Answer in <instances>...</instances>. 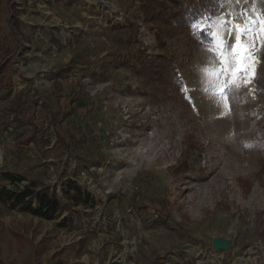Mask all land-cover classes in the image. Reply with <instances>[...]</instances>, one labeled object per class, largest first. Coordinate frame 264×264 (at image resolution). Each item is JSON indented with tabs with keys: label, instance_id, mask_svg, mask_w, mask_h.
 <instances>
[{
	"label": "rangeland",
	"instance_id": "1",
	"mask_svg": "<svg viewBox=\"0 0 264 264\" xmlns=\"http://www.w3.org/2000/svg\"><path fill=\"white\" fill-rule=\"evenodd\" d=\"M143 1L0 0L13 95L36 124L25 143L33 127L15 131L0 102V191L19 187L11 173L67 205L46 220L0 202V264H264V46L230 113L200 92L189 103L164 79L175 63L199 87L211 45L149 22ZM253 8L264 15V0L212 9L243 22ZM73 186L82 203L65 196Z\"/></svg>",
	"mask_w": 264,
	"mask_h": 264
},
{
	"label": "snow or ice",
	"instance_id": "2",
	"mask_svg": "<svg viewBox=\"0 0 264 264\" xmlns=\"http://www.w3.org/2000/svg\"><path fill=\"white\" fill-rule=\"evenodd\" d=\"M216 2L223 5L229 0ZM241 15L245 17L243 22H237L232 13L227 14L231 18H226L207 12L186 21V26L191 28L194 38H198L201 33H207L211 46L206 51L212 54V59L197 70L196 83L199 87L190 89L180 84L189 103H192V94L200 92L206 98H215L224 112L230 113V98L236 99L237 93L255 79L256 69L260 64L255 55L259 51L257 41L260 46H264V15L257 13L255 8L252 15L246 11L241 12ZM231 37H234V43L229 46L227 41Z\"/></svg>",
	"mask_w": 264,
	"mask_h": 264
},
{
	"label": "trees",
	"instance_id": "3",
	"mask_svg": "<svg viewBox=\"0 0 264 264\" xmlns=\"http://www.w3.org/2000/svg\"><path fill=\"white\" fill-rule=\"evenodd\" d=\"M198 1L200 3L199 7L193 6L192 4L182 3L181 1L179 2V0L171 1L172 4H170V2L166 4V0L165 2L160 1L162 3L158 4L157 0H144L142 2V10L147 16L146 19H148L149 22H154L159 25L166 24L173 29L189 28L186 26V21L190 17H198L200 13L203 12H207L208 14L215 12L212 8L213 4L217 3L216 0ZM199 38L204 39L205 41H209L210 39L207 33H201ZM10 52L11 49L9 47H0V102H10L8 112L15 115L13 118L16 122L14 125L15 131L24 130L26 126L33 127L31 135L24 138V142L30 144L33 142L34 138H36V124L32 117L25 118L23 116L26 106V101L23 97H21V95H13L11 75L12 65L8 59L12 53ZM171 66V70L168 69L171 78L169 80L164 79V81H168L174 85L176 84L177 87H180V84H183L181 75L177 72L175 63ZM4 129L7 131L10 130L9 126L6 124ZM79 143L84 144L85 141L82 142L80 140ZM2 178L14 184H19L24 180V178L15 177L11 173H3ZM72 190L77 193L72 194ZM65 196L68 199H71V204H79L83 202V200L80 199L82 198V192L77 186H73V189H67L65 191ZM0 202L10 209H18L46 220L57 219L63 209L67 207L54 189H51L48 186H41V183L37 182H32L23 189L20 187L13 190L7 189L6 187L2 188L0 191ZM160 219L161 221H166L161 213Z\"/></svg>",
	"mask_w": 264,
	"mask_h": 264
},
{
	"label": "water",
	"instance_id": "4",
	"mask_svg": "<svg viewBox=\"0 0 264 264\" xmlns=\"http://www.w3.org/2000/svg\"><path fill=\"white\" fill-rule=\"evenodd\" d=\"M214 248L217 250L227 249L229 248V243L222 239H215L214 240Z\"/></svg>",
	"mask_w": 264,
	"mask_h": 264
},
{
	"label": "built area",
	"instance_id": "5",
	"mask_svg": "<svg viewBox=\"0 0 264 264\" xmlns=\"http://www.w3.org/2000/svg\"><path fill=\"white\" fill-rule=\"evenodd\" d=\"M24 184H26V183H22V185H20V184H18L19 185V187L21 188V189H23L24 187H25V185Z\"/></svg>",
	"mask_w": 264,
	"mask_h": 264
}]
</instances>
